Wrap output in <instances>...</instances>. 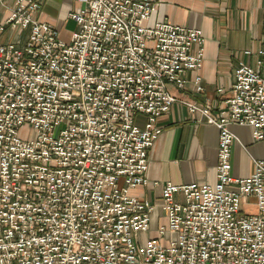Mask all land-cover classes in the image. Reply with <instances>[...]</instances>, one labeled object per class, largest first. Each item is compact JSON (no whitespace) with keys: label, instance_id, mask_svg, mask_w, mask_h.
I'll return each mask as SVG.
<instances>
[{"label":"built area","instance_id":"2783aa9c","mask_svg":"<svg viewBox=\"0 0 264 264\" xmlns=\"http://www.w3.org/2000/svg\"><path fill=\"white\" fill-rule=\"evenodd\" d=\"M80 1L65 40L37 19L41 0H0V34L13 32L0 41V264H264V155L234 175L230 129L263 138L264 74L238 60L220 106L182 100L218 128L215 180L146 198L167 84L191 71L204 90L202 30L149 23L158 0ZM250 195L255 212L240 208Z\"/></svg>","mask_w":264,"mask_h":264},{"label":"crops","instance_id":"0c3cea01","mask_svg":"<svg viewBox=\"0 0 264 264\" xmlns=\"http://www.w3.org/2000/svg\"><path fill=\"white\" fill-rule=\"evenodd\" d=\"M81 5L80 0H41L36 17L54 25L59 36L66 40L71 32L67 24L72 21L67 13ZM4 14L5 7L0 3V21ZM156 20L202 30L204 59L199 72L204 90L195 91L190 82L191 71L185 74L187 82L183 88L168 83V90L176 100L158 119L162 131L148 151L149 183L135 190L150 199H157L166 181L177 184L215 180L218 128L207 123L200 112L189 111L182 100L199 106L207 102L220 106L230 93L233 68L238 60L264 74V0H158L148 22ZM12 37L13 32L7 29L0 34V41ZM135 120L141 125L143 115L137 114ZM230 129L238 139L231 145V171L244 177L253 169V158L264 155V136L253 141L248 126L231 124Z\"/></svg>","mask_w":264,"mask_h":264},{"label":"rangeland","instance_id":"374dc122","mask_svg":"<svg viewBox=\"0 0 264 264\" xmlns=\"http://www.w3.org/2000/svg\"><path fill=\"white\" fill-rule=\"evenodd\" d=\"M67 27L73 30L75 28V22L73 20L69 21L67 24ZM167 88L169 89L168 84H167ZM254 201H255V198L252 195L246 196L245 199L241 201L240 208L247 212H255V205L253 204ZM156 214H159V208H156ZM159 221L162 224L166 223L165 217H160Z\"/></svg>","mask_w":264,"mask_h":264}]
</instances>
